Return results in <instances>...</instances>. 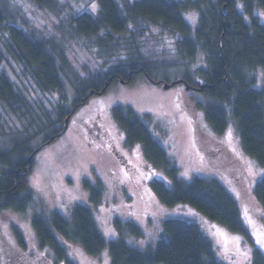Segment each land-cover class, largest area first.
Returning <instances> with one entry per match:
<instances>
[{
  "label": "trees",
  "instance_id": "16d2710c",
  "mask_svg": "<svg viewBox=\"0 0 264 264\" xmlns=\"http://www.w3.org/2000/svg\"><path fill=\"white\" fill-rule=\"evenodd\" d=\"M27 1L41 12L63 17V30L61 41L46 38L13 12L9 0H0V106L11 109L26 126L25 133L34 125L46 131L37 148L30 145L34 136L12 139L9 150L0 147V214L25 211L34 202L28 193V177L42 150L36 151L64 136L66 120L74 119L73 112L83 108L87 96L91 92L99 95L114 84L130 83L137 77L168 84L182 81L185 88H196L197 83L204 86L199 93L207 101L199 104L208 123L218 134L234 124L245 153L264 166V87L256 85L253 75L258 70L264 72V26L255 12V6L264 10V0H91L98 6L92 12L76 11V0ZM237 4L243 8H237ZM189 12L199 15L195 30L185 18ZM67 37L86 43L89 51H98L105 61L102 68L94 72L86 69L85 74L73 71L61 45ZM200 52L206 57V67L199 71L201 80H195L188 61ZM176 73L182 77L174 76ZM66 82L74 86L72 107L61 106L55 120L50 121L49 115L45 119L39 96L30 94L65 92ZM112 111L125 131L126 142L141 144L148 161L163 171L156 180L148 178L163 203L169 207L189 205L251 240L241 205L227 187L218 179L201 177L184 184L178 165L148 126L123 106ZM2 119L0 116V129L5 128ZM6 124L10 125L9 120ZM93 193L91 201L97 204L101 191ZM254 197L264 209V178L255 186ZM117 225L121 229V224ZM33 228L45 264H80L72 254L75 248L95 259L108 248L111 264H223L202 229L181 219L164 223L166 238L151 251L134 247L119 234L107 242L93 211L84 205H77L69 218L58 212L37 215ZM128 229L135 237H143L138 226L128 224ZM16 235L22 253L31 250L22 233L17 230ZM258 250L252 264H264V253ZM23 261L25 258L17 263ZM13 262L11 259L5 264Z\"/></svg>",
  "mask_w": 264,
  "mask_h": 264
},
{
  "label": "rangeland",
  "instance_id": "374dc122",
  "mask_svg": "<svg viewBox=\"0 0 264 264\" xmlns=\"http://www.w3.org/2000/svg\"><path fill=\"white\" fill-rule=\"evenodd\" d=\"M9 1L13 12L30 23L37 33L61 41L63 27L60 22L63 17L59 19L41 12L27 0ZM93 5L96 11L98 6L91 4V0H76L73 7L78 12H92ZM255 12L264 26V10L255 6ZM185 18L195 30L198 13H186ZM61 45L66 49L73 71L77 73L85 74L86 69L94 72L102 68L105 62L98 51H89L86 43L67 37ZM188 63L194 79L201 80L199 71L206 67L204 53L200 52ZM253 75L257 80L256 85L264 87V72L258 70ZM174 76L182 77V74L176 73ZM70 83L66 82L65 92H54L49 96L34 92L30 94L39 96L37 100L41 103L43 117L49 115L50 121H53L57 118L56 110L59 107H72L75 91L73 83ZM24 93L29 94L28 91ZM206 101L204 95L187 91L182 84L164 90L161 85L147 82L141 77L130 83L114 84L103 95L92 96L69 121L64 136L35 157L33 171L28 177V193L32 194L34 202L25 211L7 210L0 214V264L11 259L18 264L24 258L25 261L20 264H45L33 219L37 215L46 216L54 212L69 218L77 205L87 206L93 211L107 242L119 234L134 247L151 251L159 240L166 238L164 223L181 219L194 222L202 229L212 241L217 258L223 264H252L255 251L259 249L264 253L256 244L257 231L264 232V209L254 197L255 186L264 178V166L245 153L240 133L234 124L228 125L222 134L214 131L199 104H206ZM117 106L130 110L148 126L153 137L178 165L179 178L184 184H191L201 177L218 179L227 187L241 205L242 219L251 240L209 220L189 205L169 207L163 203L148 179H158L159 172L163 171L156 170L148 161L141 144L129 145L126 142L124 129L113 117L112 110ZM0 108L5 125L0 129L2 149H11L12 139H26L29 136H34L30 144L33 149L42 145L46 131L34 125L25 133L26 126L12 115L11 109ZM96 108H99L100 114ZM7 120L10 125L6 124ZM90 120H95L96 124L93 125ZM98 189L101 191L100 202L96 204L91 198L93 191ZM128 224L141 228L143 237L132 235ZM17 230L31 248L26 253L20 250ZM235 238H238V243ZM141 241L144 242L143 246ZM248 249H251L250 259L243 255ZM72 254L80 264H105V261L111 264L108 248L96 259L80 248H75Z\"/></svg>",
  "mask_w": 264,
  "mask_h": 264
},
{
  "label": "water",
  "instance_id": "95a60500",
  "mask_svg": "<svg viewBox=\"0 0 264 264\" xmlns=\"http://www.w3.org/2000/svg\"><path fill=\"white\" fill-rule=\"evenodd\" d=\"M226 9H227V7L225 6V7L223 8V14H224V15H226V11H227ZM222 46H223V39H222V43H221V47H222ZM151 83H153V84H155V85H161V86L164 88V90H168V89H170V88L176 86L177 84L179 85L180 83H182V81L174 82V83H171V84H168V83H165V82H151ZM121 84H124V82H121ZM196 86H197L196 88H192V87L186 85V89H187V91H190L191 89H193L194 91H197V92L203 91L204 86H201L199 83H197ZM105 92H106V89H104L101 93H99V95H103ZM94 95H96V93H95V92H91V93L87 96V98L84 100V103H83V104H85V102H86L87 100H89V99H90L92 96H94ZM74 112H75V111H74ZM74 112H73V114H74ZM69 121H70V118H68V119L66 120V127H65V131H64L65 133H66V131H67V129H68ZM65 133H63V134H65ZM48 146H49V144L42 146L39 150L36 151V153H38L39 151L43 150L44 148H46V147H48ZM32 158H33V157H31L30 161H32Z\"/></svg>",
  "mask_w": 264,
  "mask_h": 264
},
{
  "label": "snow or ice",
  "instance_id": "6c2138e0",
  "mask_svg": "<svg viewBox=\"0 0 264 264\" xmlns=\"http://www.w3.org/2000/svg\"><path fill=\"white\" fill-rule=\"evenodd\" d=\"M96 6L93 5V11H95ZM237 8L242 9L243 5L242 4H237ZM229 135H231V133H229ZM185 176H187V173H185ZM249 222L251 223V220L249 219ZM237 240L238 243V238H235ZM141 246H143V241L140 242ZM256 244L259 246V248L261 250H264V232H259L257 231L256 233ZM250 254H251V249H248L247 251H245L243 253V255L245 256L246 259H250ZM105 264H107V261H105Z\"/></svg>",
  "mask_w": 264,
  "mask_h": 264
},
{
  "label": "flooded vegetation",
  "instance_id": "af4514ba",
  "mask_svg": "<svg viewBox=\"0 0 264 264\" xmlns=\"http://www.w3.org/2000/svg\"><path fill=\"white\" fill-rule=\"evenodd\" d=\"M190 91L192 92L193 90H190ZM97 96H98V95H97ZM90 99H91V98H90ZM90 99L86 101V104L90 101ZM86 104H85V105H86ZM85 105H84L83 107H85ZM80 110H81V108L76 109V113H78ZM98 110H99V108H96V111L98 112V114H100V111H98ZM76 113H75V115H76ZM74 117H75V116H74ZM90 121L92 122L93 125L96 124L95 120H90ZM50 146H51V145H50Z\"/></svg>",
  "mask_w": 264,
  "mask_h": 264
}]
</instances>
